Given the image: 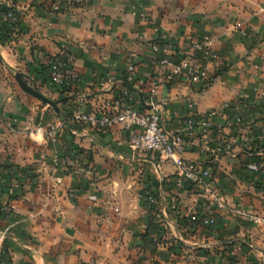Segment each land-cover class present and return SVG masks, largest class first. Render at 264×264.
<instances>
[{
    "label": "crops",
    "instance_id": "0c3cea01",
    "mask_svg": "<svg viewBox=\"0 0 264 264\" xmlns=\"http://www.w3.org/2000/svg\"><path fill=\"white\" fill-rule=\"evenodd\" d=\"M1 5L14 9L19 23L8 37L0 36V264L264 263V224L236 213L240 208L264 216V176L256 167L264 158L260 142H237L215 161L213 180L226 207L215 211L214 226L199 227L184 217L197 197L176 185L171 162L150 152L131 159L128 132L120 125H75L73 132L61 131L54 147L44 134L61 116L98 110L117 94L131 63L148 76L149 41L184 45L206 35L221 62L205 86L161 85L155 102L163 119L171 125L189 104L206 112L240 96L256 97L260 103L256 99L259 105L241 130L264 139V0H0ZM65 55L79 79L60 87L51 82L44 57ZM18 77L53 105L25 91ZM131 90L142 105L147 87ZM54 154L65 162L55 173ZM184 156L206 159L201 150ZM147 193L165 207L163 218L145 200ZM173 201L178 210L170 208Z\"/></svg>",
    "mask_w": 264,
    "mask_h": 264
},
{
    "label": "built area",
    "instance_id": "2783aa9c",
    "mask_svg": "<svg viewBox=\"0 0 264 264\" xmlns=\"http://www.w3.org/2000/svg\"><path fill=\"white\" fill-rule=\"evenodd\" d=\"M80 3L82 0H68ZM3 19L19 23V17L10 8ZM149 55L146 68L149 75L139 74V67L131 63L124 74L130 88L120 83L119 91L102 106L93 112L73 113L69 118L59 117L44 129L47 143L55 146L63 129L73 132L75 125H87L93 128L109 129L120 125L127 130V146L134 159L139 152H150L158 155L161 161L171 162L174 168L175 183L179 188L192 192L197 202L188 208L185 218L188 225L212 227L216 224V212L226 207V198L213 183V167L221 156L232 153L235 142L251 145L258 141L250 133L241 130L247 111L253 106L248 96H240L232 101H225L206 112H198L187 105L184 114L172 120L171 125L163 119L159 103L155 102L159 88L163 84L179 82L184 85H207L215 66L221 62L219 52L211 39L204 35L195 40H188L184 45L173 41L155 38L147 43ZM51 70V82L67 87L78 81V74L71 65L72 58L65 55L61 59L44 57ZM62 62V63H61ZM147 87V97L142 105H137L131 88L140 90ZM235 131L236 140L226 138L225 130ZM201 150L206 159L203 161L186 158L188 151ZM52 170L57 172L64 166V160L57 154L52 158ZM158 168V165H156ZM257 170L264 174V163L256 164ZM86 172L92 174L91 166ZM2 173L0 172V181ZM18 182L14 181L13 187ZM145 200L158 207L156 216L160 219L166 214L156 195L147 193ZM170 208L178 210L177 201L170 203ZM8 211V208L4 207ZM236 213L257 223H264V216L237 209ZM3 234V233H2Z\"/></svg>",
    "mask_w": 264,
    "mask_h": 264
},
{
    "label": "trees",
    "instance_id": "16d2710c",
    "mask_svg": "<svg viewBox=\"0 0 264 264\" xmlns=\"http://www.w3.org/2000/svg\"><path fill=\"white\" fill-rule=\"evenodd\" d=\"M10 8L4 5L0 6V36L1 38H6L8 37V33L12 30V26L15 25L14 23H11L9 21H5L3 19V15L9 10ZM123 83L125 86H128L130 88L131 85H129L126 81L125 78H123ZM264 147V144L262 145ZM264 176V174H262Z\"/></svg>",
    "mask_w": 264,
    "mask_h": 264
},
{
    "label": "rangeland",
    "instance_id": "374dc122",
    "mask_svg": "<svg viewBox=\"0 0 264 264\" xmlns=\"http://www.w3.org/2000/svg\"><path fill=\"white\" fill-rule=\"evenodd\" d=\"M258 97V96H257ZM256 99H257V101L260 103V98H256L255 97V99L253 98L252 100H253V106L254 107H256L257 105H259V104H257L258 102L256 101ZM256 101V102H255ZM254 108L252 107L250 110H248L247 111V113H250V112H252V110H253ZM228 131V130H227ZM229 131H231V137L230 138H232V139H234V140H236V136L234 135V133H235V131L234 130H232V129H229ZM246 132H248L249 133V131H246ZM233 133V134H232ZM253 138H256L255 140L256 141H258V142H260L258 145H263L264 144V139L262 138V137H258L257 135H255V134H252L251 135ZM239 142V141H238ZM236 144H238L237 143V141L235 142ZM261 162H263L264 163V158H263V160L261 161ZM212 179H213V177H212ZM213 183H214V185H215V187H216V189L219 191V192H221V189H219L217 186H216V184H215V182H214V180H213ZM222 193V192H221ZM240 209V208H239ZM246 211V210H245ZM250 213V212H249ZM250 221V220H249ZM252 222V221H251ZM254 223V222H253ZM257 224V223H256ZM262 224H264V223H262ZM264 264V263H263Z\"/></svg>",
    "mask_w": 264,
    "mask_h": 264
},
{
    "label": "water",
    "instance_id": "95a60500",
    "mask_svg": "<svg viewBox=\"0 0 264 264\" xmlns=\"http://www.w3.org/2000/svg\"><path fill=\"white\" fill-rule=\"evenodd\" d=\"M18 81H19L20 85L22 86V88H23L25 91L30 92V93H32V94H34V95L40 97L41 99H43L45 102H47V103L53 105V102H52V101H50V100L44 98L43 96H41V95H40L39 93H37L36 91H34V90L28 88L27 86H25L24 83H22V81L20 80V77H18Z\"/></svg>",
    "mask_w": 264,
    "mask_h": 264
}]
</instances>
